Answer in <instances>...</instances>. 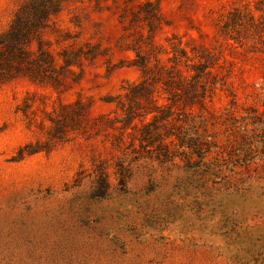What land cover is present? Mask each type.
<instances>
[{
    "label": "rangeland",
    "instance_id": "374dc122",
    "mask_svg": "<svg viewBox=\"0 0 264 264\" xmlns=\"http://www.w3.org/2000/svg\"><path fill=\"white\" fill-rule=\"evenodd\" d=\"M24 1L0 0V31ZM256 1L63 0L39 33L57 79L0 83V264H264V29L221 30ZM199 61L195 97L164 89ZM166 106L209 143L201 171L143 115Z\"/></svg>",
    "mask_w": 264,
    "mask_h": 264
},
{
    "label": "trees",
    "instance_id": "16d2710c",
    "mask_svg": "<svg viewBox=\"0 0 264 264\" xmlns=\"http://www.w3.org/2000/svg\"><path fill=\"white\" fill-rule=\"evenodd\" d=\"M63 0H25L13 13L8 26L0 31V83L15 76L23 75L34 80H53L57 79L58 73L53 70L52 57L42 48L39 33L46 26L47 20L52 14L57 13L62 7ZM254 29L257 34L264 29V0H257L254 7L245 5L243 8H234L224 17L222 33L232 36L235 32L239 36H246L247 32ZM235 38V36H232ZM35 44V49L29 48ZM186 58L189 56L183 51ZM61 71H66L73 64L74 53L63 51ZM205 58V55H202ZM177 56L174 54L173 59ZM142 73L146 74L144 63H140ZM193 73L190 77L179 76L177 79L171 77L164 80L165 90H180L187 100L198 94V83L200 77L205 75L207 65L203 62L191 65ZM171 74V73H168ZM143 78L137 82H131L126 87L125 96L128 104L125 106L126 119L130 122L135 116V102L140 96L149 97L150 88ZM147 80V79H146ZM202 88V85H199ZM175 97L174 94L171 93ZM170 95V96H171ZM171 99L170 97H168ZM173 99H171L172 101ZM123 106V105H122ZM124 107V106H123ZM152 113V122H169L172 127L166 132V136L171 138V143L181 149L185 155L190 168L193 170H202L206 164L205 156L208 152V142L198 141L191 132L192 127L184 126L186 120L172 119L170 106L161 109H146L143 115ZM234 123V132L240 136L238 145L232 149L231 154H235V162H243L247 165L246 156L251 152V142L247 139L246 125ZM174 124V125H173ZM227 155L230 152H227ZM247 153V154H245ZM230 157V156H229ZM188 166V167H189Z\"/></svg>",
    "mask_w": 264,
    "mask_h": 264
}]
</instances>
